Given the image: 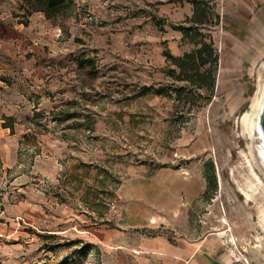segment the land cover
Wrapping results in <instances>:
<instances>
[{
  "label": "rangeland",
  "instance_id": "1",
  "mask_svg": "<svg viewBox=\"0 0 264 264\" xmlns=\"http://www.w3.org/2000/svg\"><path fill=\"white\" fill-rule=\"evenodd\" d=\"M20 3L3 1L15 17ZM83 3V21L63 5L61 27L38 22L20 37L22 58L0 54V81L15 83H0V264H151L141 251L160 239L220 232L229 264H264V217L239 190L258 147L240 118L262 64L213 90L154 75L151 20L124 19V7L91 20Z\"/></svg>",
  "mask_w": 264,
  "mask_h": 264
},
{
  "label": "crops",
  "instance_id": "2",
  "mask_svg": "<svg viewBox=\"0 0 264 264\" xmlns=\"http://www.w3.org/2000/svg\"><path fill=\"white\" fill-rule=\"evenodd\" d=\"M3 1L0 0L3 7L0 12V54H5L4 57H9L10 61L22 58L20 37L25 35L26 30L32 29L38 22H53L59 27L63 25L61 5L58 17L54 18L46 4H38L35 0H20L19 7H22L21 14L24 16L15 17L4 7ZM195 1L200 0H90L93 15H89V18L96 21H100L99 19L105 22L116 21V7H124L122 15L124 19L141 22L151 20L152 26L160 36L153 44L152 59L147 68L154 75L161 74L168 78L169 69L177 67L171 64L168 55L182 56L193 49V44L176 26H189L193 23L191 19L195 13ZM206 1L211 6V13L207 15L210 19L207 27L212 24V15L216 16L212 28L215 47L219 51L216 84L220 88L226 83L230 84L251 74L264 62V0ZM83 2L87 0H74L75 20L78 22L83 21L80 11ZM94 7L104 8L105 12L99 13L98 10L96 14ZM163 22L169 26H165ZM162 26L165 30L161 28ZM159 81V85H165L164 80ZM0 83L1 90L6 89L4 92L15 86V83L6 77H3ZM180 240V244H174L166 239H160L158 247L141 252L152 254L155 262L152 261L151 264L230 263L229 255L224 253L227 243L223 235L206 236L197 245L190 242L189 238Z\"/></svg>",
  "mask_w": 264,
  "mask_h": 264
},
{
  "label": "trees",
  "instance_id": "3",
  "mask_svg": "<svg viewBox=\"0 0 264 264\" xmlns=\"http://www.w3.org/2000/svg\"><path fill=\"white\" fill-rule=\"evenodd\" d=\"M38 4H46L50 9H58L61 5L70 8L74 0H35ZM195 13L189 26L178 25L185 38L192 44L193 49L182 56L168 55L171 64L177 67L169 69V75L176 80H186L193 88H208L213 90L217 83V72L219 67V51L215 47L213 35L203 31L210 22L207 16L211 13V6L206 0L195 1ZM212 22V20H211ZM209 64V67L207 66ZM179 68V70L177 69ZM177 94L189 95V91L182 87L176 88ZM53 237V236H52ZM81 241V240H78ZM49 250H54L51 244H48ZM86 250V246L84 247ZM68 258H65L56 264H69ZM42 264H51L44 262Z\"/></svg>",
  "mask_w": 264,
  "mask_h": 264
},
{
  "label": "bare ground",
  "instance_id": "4",
  "mask_svg": "<svg viewBox=\"0 0 264 264\" xmlns=\"http://www.w3.org/2000/svg\"><path fill=\"white\" fill-rule=\"evenodd\" d=\"M262 68H264V62ZM263 103L264 83H261L255 92L249 110L244 112L240 118L244 131L249 135V138L257 141L258 147L254 149V145L251 146V152L255 157L251 159L247 156L245 168L249 178L245 184L239 185V190L252 204V207L247 208L248 211L251 213L259 210L264 217V139L259 134L258 124ZM262 228L264 230V222ZM220 235L226 236L225 232H220ZM233 255L237 256L235 251H233Z\"/></svg>",
  "mask_w": 264,
  "mask_h": 264
},
{
  "label": "water",
  "instance_id": "5",
  "mask_svg": "<svg viewBox=\"0 0 264 264\" xmlns=\"http://www.w3.org/2000/svg\"><path fill=\"white\" fill-rule=\"evenodd\" d=\"M259 134L264 139V103L258 117Z\"/></svg>",
  "mask_w": 264,
  "mask_h": 264
}]
</instances>
